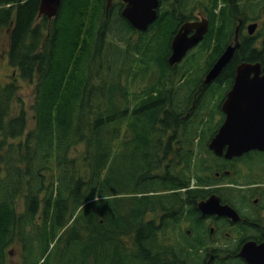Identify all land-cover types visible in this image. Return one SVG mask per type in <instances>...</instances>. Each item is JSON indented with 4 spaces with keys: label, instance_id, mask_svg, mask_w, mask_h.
Masks as SVG:
<instances>
[{
    "label": "trees",
    "instance_id": "trees-1",
    "mask_svg": "<svg viewBox=\"0 0 264 264\" xmlns=\"http://www.w3.org/2000/svg\"><path fill=\"white\" fill-rule=\"evenodd\" d=\"M40 2L0 0L16 70L0 84V264H12L15 246L21 264H207L198 204L217 194L236 208L237 188L227 185H241L209 149L237 64L189 91L192 72H208L219 56L212 44L184 69L170 67L173 34L104 24L106 0H63L52 21L39 18ZM198 9L232 40L226 0ZM19 81L34 86L30 131L22 100L14 112Z\"/></svg>",
    "mask_w": 264,
    "mask_h": 264
},
{
    "label": "flooded vegetation",
    "instance_id": "flooded-vegetation-1",
    "mask_svg": "<svg viewBox=\"0 0 264 264\" xmlns=\"http://www.w3.org/2000/svg\"><path fill=\"white\" fill-rule=\"evenodd\" d=\"M106 1L105 10L102 13V17L105 20L104 24H110L112 27L118 28L121 26L115 25L114 23H116L115 20H119V22L124 23L125 27L131 31L142 33L135 29L123 16L128 6L124 0ZM226 2H228V5H231V9L234 12L232 18L236 24L233 38L227 44L225 38H218L216 35L208 10L198 9L199 3H204L208 6L212 4V0H159L157 19L149 27L148 31L164 30L173 34L174 38L187 25H198L202 22H208L209 31L205 35L204 40L188 53L183 62L191 56L200 55L205 43L212 44L210 52L213 55H219L216 62L228 48L233 47L235 49L233 58L212 84L218 82L223 77L225 70L231 64H237L234 75L235 81L237 69L242 64H263L264 41H261L260 46L258 44L261 40L262 28L264 32V8L261 10L257 6V0H226ZM194 33L195 30L191 31L190 35ZM170 55L171 45L169 57ZM260 56H262V59L258 60ZM263 74L264 72L261 73V75ZM235 160L240 161L236 162ZM226 161H229L233 168L227 175L241 185H227V187L232 186L237 188L238 200L235 203L237 207H232L229 204L223 203V201L222 204L232 207L239 215V219L235 222L233 219L226 217H202L205 226L208 228L209 239H211L206 254L208 258L207 264H212L216 261L228 262L229 257L233 255L237 257L239 264H247L245 260L239 258L241 250L250 243H253L257 247L264 243V152L252 151L240 158ZM240 163L249 166L252 172V175H249L244 182H242L241 167H238ZM188 233L190 234V231ZM230 240L236 242V248L233 249L228 244Z\"/></svg>",
    "mask_w": 264,
    "mask_h": 264
},
{
    "label": "water",
    "instance_id": "water-1",
    "mask_svg": "<svg viewBox=\"0 0 264 264\" xmlns=\"http://www.w3.org/2000/svg\"><path fill=\"white\" fill-rule=\"evenodd\" d=\"M128 6L123 16L142 33L157 19L159 0H124ZM63 0H41L39 18L50 21L59 16ZM195 30L193 35L191 31ZM208 22L187 25L177 33L171 42L170 67L183 62L188 53L197 47L208 33ZM234 48L230 47L215 63L204 82L212 84L230 63ZM264 61L263 64H242L237 69L232 88L226 94L221 105L225 115L223 124L209 144V149L219 158L233 160L252 151L264 152ZM254 74V76H252ZM202 217L218 216L238 221L239 215L229 205H223L217 195L198 204ZM12 256V253L10 254ZM239 257L247 264H264V243L257 247L253 243L246 245Z\"/></svg>",
    "mask_w": 264,
    "mask_h": 264
},
{
    "label": "rangeland",
    "instance_id": "rangeland-1",
    "mask_svg": "<svg viewBox=\"0 0 264 264\" xmlns=\"http://www.w3.org/2000/svg\"><path fill=\"white\" fill-rule=\"evenodd\" d=\"M262 36H260V41H259V46L261 41H264V32L263 28L261 30ZM166 55V54H165ZM186 62L182 63L180 65V69H184V65ZM192 64V63H191ZM201 65V64H200ZM202 66V67H201ZM201 70L197 72H192L194 73L193 75L189 76V79L194 83L190 88L189 91L195 88V85L201 81L202 83L205 82L207 78V74L210 72L206 71V65L202 64ZM177 71L179 69L177 68ZM207 73H206V72ZM205 72V73H204ZM14 78H16V70H14L10 64H9V59H8V34L6 31H4L0 35V84L2 86H5L7 84H10L14 81ZM20 82V90L19 93L16 97L15 101V108L14 112L16 114L19 113L20 111V101L22 100L24 102V108L27 112L28 116V130H33L35 128V118H34V112L31 110V107L34 103V98H35V91H34V86L30 85L26 82L19 81ZM206 85V84H204ZM208 86V85H207ZM221 121V118L219 115L215 117L213 126L216 127ZM85 146H80L78 147L73 154L76 155L77 153L80 154L84 150ZM77 152V153H76ZM238 167H241V174H242V182L245 181L246 178H248L249 175H252V172L250 171L249 166H245L243 164H239ZM184 229L187 230L186 225L184 226ZM228 244L232 246V248H236V242L234 240L228 241ZM10 254L12 253V256L9 257V259L12 261V264H21V259H20V248L19 246H15L9 249L8 251ZM234 264V261H232ZM236 263V262H235Z\"/></svg>",
    "mask_w": 264,
    "mask_h": 264
},
{
    "label": "clouds",
    "instance_id": "clouds-1",
    "mask_svg": "<svg viewBox=\"0 0 264 264\" xmlns=\"http://www.w3.org/2000/svg\"><path fill=\"white\" fill-rule=\"evenodd\" d=\"M93 201H94L98 206H100V200H99V197H97V196H93Z\"/></svg>",
    "mask_w": 264,
    "mask_h": 264
}]
</instances>
